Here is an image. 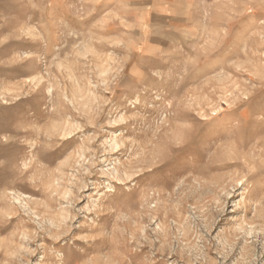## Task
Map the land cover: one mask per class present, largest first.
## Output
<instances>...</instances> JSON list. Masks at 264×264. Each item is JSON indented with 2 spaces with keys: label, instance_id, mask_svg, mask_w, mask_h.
Here are the masks:
<instances>
[{
  "label": "rangeland",
  "instance_id": "obj_1",
  "mask_svg": "<svg viewBox=\"0 0 264 264\" xmlns=\"http://www.w3.org/2000/svg\"><path fill=\"white\" fill-rule=\"evenodd\" d=\"M159 4L0 0V264H264V0Z\"/></svg>",
  "mask_w": 264,
  "mask_h": 264
},
{
  "label": "crops",
  "instance_id": "obj_2",
  "mask_svg": "<svg viewBox=\"0 0 264 264\" xmlns=\"http://www.w3.org/2000/svg\"><path fill=\"white\" fill-rule=\"evenodd\" d=\"M156 2H159V3H164V4H159V7H167L166 6V3H168V2H171L172 0H155ZM174 1V0H173ZM160 16H163V17H165V18H168L169 17V15L168 14H166V13H164L163 12V14L162 13H160Z\"/></svg>",
  "mask_w": 264,
  "mask_h": 264
}]
</instances>
